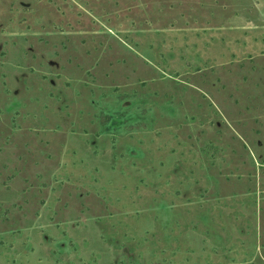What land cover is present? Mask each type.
I'll list each match as a JSON object with an SVG mask.
<instances>
[{"label": "rangeland", "instance_id": "obj_1", "mask_svg": "<svg viewBox=\"0 0 264 264\" xmlns=\"http://www.w3.org/2000/svg\"><path fill=\"white\" fill-rule=\"evenodd\" d=\"M0 264H264V0H0Z\"/></svg>", "mask_w": 264, "mask_h": 264}]
</instances>
